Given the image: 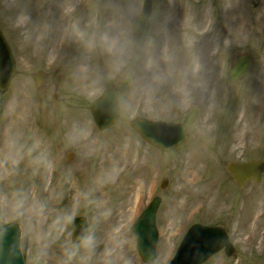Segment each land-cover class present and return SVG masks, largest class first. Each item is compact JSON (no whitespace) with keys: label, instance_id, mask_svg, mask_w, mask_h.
Returning a JSON list of instances; mask_svg holds the SVG:
<instances>
[{"label":"rangeland","instance_id":"obj_1","mask_svg":"<svg viewBox=\"0 0 264 264\" xmlns=\"http://www.w3.org/2000/svg\"><path fill=\"white\" fill-rule=\"evenodd\" d=\"M143 2L0 0L16 68L0 91V224L18 223L26 264H147L131 225L157 195L152 264H167L195 222L221 226L234 247L202 264H264V173L238 187L225 169L264 159V0H152L135 54ZM241 55L248 70L230 82ZM107 88L120 115L101 130L89 105ZM136 116L180 121L188 135L161 150ZM77 216L89 229L72 243Z\"/></svg>","mask_w":264,"mask_h":264},{"label":"water","instance_id":"obj_2","mask_svg":"<svg viewBox=\"0 0 264 264\" xmlns=\"http://www.w3.org/2000/svg\"><path fill=\"white\" fill-rule=\"evenodd\" d=\"M151 10L152 1L144 0L140 13L133 21L132 50L135 54L140 52L145 42ZM248 66L249 57L247 55L239 56L227 71L228 81H239L248 70ZM15 72L14 57L0 30V91L6 90ZM33 78L39 88L46 81V73L35 72ZM55 81L57 84L58 76L55 77ZM89 110L98 129L102 130L111 126L120 115L118 91L115 88L104 89L98 97L91 101ZM130 125L147 142L164 151L179 145L187 137L186 127L179 122L153 120L139 116L130 120ZM225 168L237 186L243 187L250 179L260 181L264 173V159H250L245 162L230 161L226 163ZM165 185L166 179H163L161 187ZM159 204L160 197L154 196L132 226L136 249L141 259L147 264H152L156 258L155 248L158 240L156 212ZM87 229L86 219L77 216L74 219L72 241L80 242ZM221 249L226 256H230L234 252L227 232L221 226L195 222L183 235L168 264H202ZM43 263V258L37 257L31 264ZM0 264H26L20 247V227L15 221L0 224Z\"/></svg>","mask_w":264,"mask_h":264}]
</instances>
